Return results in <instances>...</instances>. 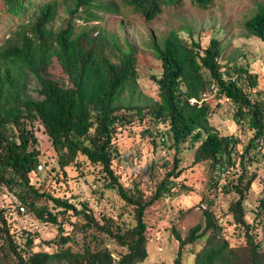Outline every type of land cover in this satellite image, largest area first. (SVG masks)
Masks as SVG:
<instances>
[{
    "label": "trees",
    "instance_id": "16d2710c",
    "mask_svg": "<svg viewBox=\"0 0 264 264\" xmlns=\"http://www.w3.org/2000/svg\"><path fill=\"white\" fill-rule=\"evenodd\" d=\"M0 1L9 16L26 20L0 47V192L6 190L15 198L17 211L33 214L40 222L55 225L59 235V250L54 254L32 251L35 238L28 232H24L25 241L21 246L10 229L7 212L0 206V264L143 262L147 258L145 212L170 194L174 180L182 172L179 155L182 144L187 141L194 148L192 165L207 162L212 170L221 172L238 167L239 176L235 181H228L223 191L237 196L228 212L240 228L245 243L230 247L227 241L219 239L215 235L219 228L214 215L205 210L204 227L195 225L185 239L176 235L178 255L184 246L205 238L194 264H264L261 244L252 233V226L245 221L243 208L245 193L254 180V174L248 171V165L252 163L250 153L264 138V105L258 97L252 98L251 93L245 91V88L255 89L257 85L256 76L247 68L234 67V74L222 71L217 39H211L207 47L201 48L193 41L182 42L176 32L170 31L159 44L153 41L150 48L160 61L162 71L159 78H153L159 101L147 107V112L155 125L167 126L165 136L173 147V167L153 184L150 194L137 184L124 187L112 168L113 156L117 153L116 134L129 124L127 116L118 112L125 108L136 110L139 116L142 114L140 107L115 105L124 87L136 79L135 58L131 46L126 44L127 48L123 49L112 41L117 52V62H113L106 54L109 41L99 30L94 34L97 27L84 25L76 30L74 21L79 18L84 23L96 22L98 12L116 14L120 5L145 21H151L162 13L163 7L178 5L182 0H121L119 6L109 0H71L68 19L57 30L49 28L56 16V0L40 4L30 0ZM189 1L204 9L217 0ZM243 26L264 44V4ZM52 58L66 76L62 83L53 80L48 73ZM203 70L208 73V79L203 77ZM26 74L36 80L38 98L27 94L23 82ZM212 92L217 98L233 102L236 125L252 132L241 153L236 151L239 144L236 137L219 135L209 126L208 119L213 110L203 100V95ZM34 121L42 126L60 170L65 172V168L73 164L80 168L79 156L91 166L99 167L105 179L104 189L113 191L131 209L133 224L124 227L106 215L101 224L85 200L76 195L69 198L53 196L35 187L32 176L40 167V153L36 149L34 133L27 129ZM260 205L264 207V197ZM58 216L81 220L84 233L97 231L125 252L113 260L106 249L84 247L78 253L64 248L71 238L64 235ZM208 231L212 234L205 237Z\"/></svg>",
    "mask_w": 264,
    "mask_h": 264
},
{
    "label": "rangeland",
    "instance_id": "374dc122",
    "mask_svg": "<svg viewBox=\"0 0 264 264\" xmlns=\"http://www.w3.org/2000/svg\"><path fill=\"white\" fill-rule=\"evenodd\" d=\"M30 1L40 4L50 0ZM56 1V16L49 25L52 30L64 25L68 19L67 10L71 6V0ZM109 1L119 6L121 0ZM263 4L264 0H217L201 9L189 0H182L178 5L163 7L162 13L151 21H145L120 5L116 14L98 12L99 20L96 22L84 23L79 18L74 21L76 30L84 25L97 27L94 34L99 30L109 41L106 54L113 62H117V52L112 41L123 49L127 48L126 44L132 47L137 76L120 92L115 105L140 107L142 114L139 116L136 110L125 108L118 112L127 116L129 124L116 134L114 144L117 153L113 156L112 168L124 187L137 184L145 193L150 194L153 184L160 181L173 167V147L165 136L167 126L161 123L155 125L147 112V107L159 101L158 88L153 78H159L162 71L160 61L150 48L153 41L159 44L170 31L176 32L182 42L189 44L193 41L201 48L207 47L211 39H217L221 49L219 63L222 71L228 70L234 74L236 67L247 68L256 76L257 85L255 89L247 87L245 91L251 93L252 98L258 97L264 105V44L250 35L243 26ZM24 21L26 20L9 16L0 1V47L14 36L13 33ZM47 70L50 77L59 83L66 79L55 58H52ZM202 75L208 79L206 71L203 70ZM23 82L27 94L38 98L39 87L33 76L26 74ZM215 95V92L203 95V100L213 110L208 119L209 126L219 135L236 137L239 140L236 151L241 153L252 137V132L236 125L233 102ZM27 129L34 133L36 149L40 153L41 168H37L32 176L35 187L53 196L69 198L76 195L85 200L101 224L104 215L112 217L124 227L133 224L131 209L113 191L104 189L105 179L99 167L91 166L79 156L77 161L80 168L73 164L62 172L40 123H29ZM154 136L155 139L152 140ZM193 150L188 141L182 144L179 155V169H182L180 176L174 180L170 194L155 202L145 212L147 258L138 264H175L176 260L179 264H194L195 255L203 248L205 238L184 246L178 255L179 241L176 235L185 239L195 225L201 224L204 227L205 210H210L214 215L219 228L215 235L219 239L227 241L230 247H239L245 243L240 228L236 227L228 212L229 205L237 196L223 191V186L228 181H235L239 176L238 167H230L228 171L221 172L218 169L212 170L207 162L192 165ZM250 158L252 163L248 165V171L254 174V180L245 193L243 208L245 221L252 226L251 231L264 253V207L260 205L264 197V138L252 150ZM17 204L6 190L0 192V206L7 212V220L17 243L22 246L25 241L24 232H28L35 238L32 251L56 253L59 250L57 227L40 222L33 214L17 211ZM58 221L62 224L64 235L71 238V242L65 244L64 248L78 253L84 247L91 250L106 249L113 260H117L125 252L97 231L89 230V233H84L80 227L82 221L75 217L58 216ZM211 234L212 231H208L205 237Z\"/></svg>",
    "mask_w": 264,
    "mask_h": 264
},
{
    "label": "built area",
    "instance_id": "2783aa9c",
    "mask_svg": "<svg viewBox=\"0 0 264 264\" xmlns=\"http://www.w3.org/2000/svg\"><path fill=\"white\" fill-rule=\"evenodd\" d=\"M38 168H40V167H38Z\"/></svg>",
    "mask_w": 264,
    "mask_h": 264
}]
</instances>
